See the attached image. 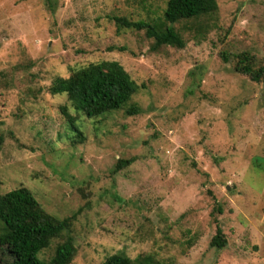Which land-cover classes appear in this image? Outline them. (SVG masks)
<instances>
[{
  "label": "rangeland",
  "instance_id": "1",
  "mask_svg": "<svg viewBox=\"0 0 264 264\" xmlns=\"http://www.w3.org/2000/svg\"><path fill=\"white\" fill-rule=\"evenodd\" d=\"M166 0H0V193L28 188L69 231L38 253L47 264L68 234L69 264L123 252L158 264H264V0H217L173 24L183 47L160 46L114 16L162 22ZM116 60L138 88L123 109L81 115L72 142L51 95L56 77ZM74 111V110H73ZM119 160L130 163L117 168ZM220 226L226 244L211 246ZM12 256L0 246V263Z\"/></svg>",
  "mask_w": 264,
  "mask_h": 264
},
{
  "label": "trees",
  "instance_id": "2",
  "mask_svg": "<svg viewBox=\"0 0 264 264\" xmlns=\"http://www.w3.org/2000/svg\"><path fill=\"white\" fill-rule=\"evenodd\" d=\"M218 9L217 0H166L159 23L144 19L128 20L114 16L117 28L145 30L153 39V49L160 46L183 47L185 42L173 26L186 19H199ZM234 70L246 74L253 81L264 77V64L257 65L252 55L241 52L236 55ZM138 86L125 68L116 60H101L72 70L67 77L58 76L49 86L51 95H60L64 103L59 110L73 130L72 142L84 139L76 124L77 118L96 119L107 113L123 109L127 114L139 111L131 102ZM74 110V111H73ZM130 160H119L117 168ZM74 216L58 219L48 213L33 193L19 186L0 193V246L7 248L12 259L0 264H47L38 258V253L62 232L69 231ZM70 234L60 243L52 257L51 264H69L75 252ZM211 246L222 248L226 244L225 234L220 226L212 236ZM100 264H158L151 255L139 254L131 258L123 252L105 257Z\"/></svg>",
  "mask_w": 264,
  "mask_h": 264
}]
</instances>
